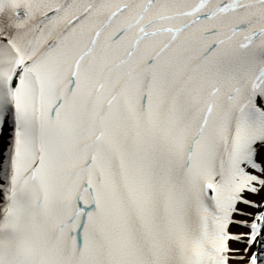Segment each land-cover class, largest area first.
I'll list each match as a JSON object with an SVG mask.
<instances>
[{
    "label": "snow or ice",
    "instance_id": "1",
    "mask_svg": "<svg viewBox=\"0 0 264 264\" xmlns=\"http://www.w3.org/2000/svg\"><path fill=\"white\" fill-rule=\"evenodd\" d=\"M0 264H264V0H0Z\"/></svg>",
    "mask_w": 264,
    "mask_h": 264
}]
</instances>
